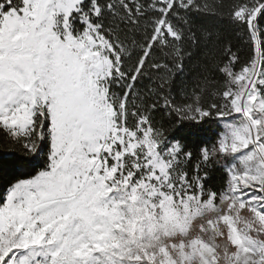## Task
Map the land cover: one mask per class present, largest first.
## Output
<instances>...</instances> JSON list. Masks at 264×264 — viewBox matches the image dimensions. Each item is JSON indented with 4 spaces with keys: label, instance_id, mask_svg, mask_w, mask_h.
<instances>
[{
    "label": "snow or ice",
    "instance_id": "obj_1",
    "mask_svg": "<svg viewBox=\"0 0 264 264\" xmlns=\"http://www.w3.org/2000/svg\"><path fill=\"white\" fill-rule=\"evenodd\" d=\"M0 264H264V0H0Z\"/></svg>",
    "mask_w": 264,
    "mask_h": 264
},
{
    "label": "trees",
    "instance_id": "obj_2",
    "mask_svg": "<svg viewBox=\"0 0 264 264\" xmlns=\"http://www.w3.org/2000/svg\"><path fill=\"white\" fill-rule=\"evenodd\" d=\"M237 48L241 51L242 55H246L248 52V46L245 43L244 40H238L237 42ZM218 131V125L216 124H211V125H207L205 126V130H202L200 132V136L202 138H204L206 143L211 144V142L214 141L215 136L214 133ZM40 163H42V161H40ZM4 168H6L9 172V174H16L21 176V178H26V174L29 171V168H18L16 166H14L9 158L8 162L4 163ZM222 182V176L220 173H217L214 179V183H216L217 185H219Z\"/></svg>",
    "mask_w": 264,
    "mask_h": 264
}]
</instances>
